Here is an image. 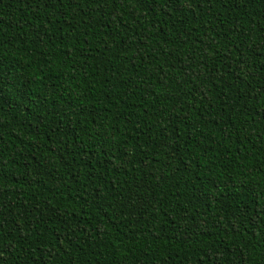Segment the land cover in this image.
<instances>
[{
	"label": "trees",
	"instance_id": "16d2710c",
	"mask_svg": "<svg viewBox=\"0 0 264 264\" xmlns=\"http://www.w3.org/2000/svg\"><path fill=\"white\" fill-rule=\"evenodd\" d=\"M0 264H264V0H0Z\"/></svg>",
	"mask_w": 264,
	"mask_h": 264
}]
</instances>
